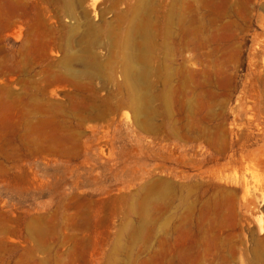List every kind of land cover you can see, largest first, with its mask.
Here are the masks:
<instances>
[{
  "label": "rangeland",
  "instance_id": "374dc122",
  "mask_svg": "<svg viewBox=\"0 0 264 264\" xmlns=\"http://www.w3.org/2000/svg\"><path fill=\"white\" fill-rule=\"evenodd\" d=\"M0 264H264V0H0Z\"/></svg>",
  "mask_w": 264,
  "mask_h": 264
},
{
  "label": "bare ground",
  "instance_id": "6f19581e",
  "mask_svg": "<svg viewBox=\"0 0 264 264\" xmlns=\"http://www.w3.org/2000/svg\"><path fill=\"white\" fill-rule=\"evenodd\" d=\"M128 61H130L129 62L130 63L129 71H128L129 72L128 73L129 78L133 79L134 81L137 80L138 82L139 81L142 82L145 79V77L147 76L146 71L143 68L142 69L140 68L138 71H135L134 67L132 66L133 63H132V57L131 56H128ZM135 89L138 90L139 88L136 87Z\"/></svg>",
  "mask_w": 264,
  "mask_h": 264
}]
</instances>
